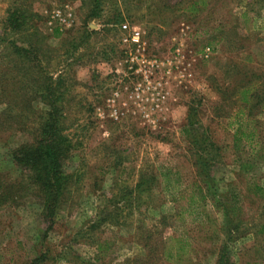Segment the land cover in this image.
Here are the masks:
<instances>
[{
	"label": "rangeland",
	"instance_id": "rangeland-1",
	"mask_svg": "<svg viewBox=\"0 0 264 264\" xmlns=\"http://www.w3.org/2000/svg\"><path fill=\"white\" fill-rule=\"evenodd\" d=\"M204 2L188 12L186 0H107L98 20L86 18L87 0H0V172L9 182L20 177L9 151L28 141L32 129L16 126L19 112L28 107L23 113L32 117L46 110L34 94L37 75L62 81L63 126L76 145L63 165L72 177L49 229L26 196L16 207H0V264H28L38 256L41 264H216L222 243L230 264H264V197L245 189V173L264 187V162L253 158L248 172L238 170L245 153L232 149L231 122L239 112L244 123L248 106L231 105L236 95L230 93L245 82L244 71L246 80L249 71L264 77V0ZM64 5L72 27L52 37L44 11ZM11 6L31 17L22 34L2 26ZM117 12L121 22L139 29L142 55L157 59L150 81L162 82L161 99L147 93L133 98L134 84L143 80L127 72L119 33L102 21ZM219 22L227 35L212 32ZM84 27L89 31L79 43ZM12 43L25 49L23 57H16ZM205 44L212 51L201 60ZM229 60H237L239 75L225 74ZM251 114L263 148L264 110ZM188 123L216 146L210 171L216 195L234 206L227 225L234 227L232 237L224 233L221 208L206 194L200 198ZM149 174L155 188L136 199L128 194L139 176ZM190 196L202 213L199 222L189 213Z\"/></svg>",
	"mask_w": 264,
	"mask_h": 264
},
{
	"label": "trees",
	"instance_id": "trees-1",
	"mask_svg": "<svg viewBox=\"0 0 264 264\" xmlns=\"http://www.w3.org/2000/svg\"><path fill=\"white\" fill-rule=\"evenodd\" d=\"M186 1L187 5L184 7V11L186 10L188 12H194L197 10V7L204 8L206 5L204 0ZM106 3L107 0H87L86 18L102 19L101 11L103 10V5ZM159 11L162 12L161 10ZM30 18L20 6H11V9H8L7 15L2 22V26L5 31L8 30V32L22 34V30L26 31L28 24L31 23ZM102 21L104 22V27L107 28L109 26V28L117 31L115 25L121 23L122 17L117 12V14H114L108 19L104 17ZM72 24L68 28L55 25L46 28L50 32V36L58 37L59 32L71 29ZM225 27V24L219 22L211 30L215 32L214 34L227 35L228 33L224 29ZM88 31L87 27L82 29L78 37L79 43L84 40V36H87L85 32ZM35 32L31 36H35ZM224 38L229 40L228 37ZM29 41L31 40H27V42ZM207 45L209 44H205L203 48L199 49L201 60H204L202 57L205 49L208 52L212 51V48ZM10 47L14 49V54L19 58L23 57L24 55L22 54L26 52L24 48L17 49L14 43L10 44ZM108 50L114 53V48L111 46L108 47ZM27 51L30 53V50ZM102 51L106 52V47H103ZM118 56H120L119 52ZM229 62L230 60L228 61V67L226 66L225 74L239 75L237 72L238 67L235 65L237 64V60L231 61V63ZM245 73V71L244 73L242 72L244 75H242L241 79L245 82L239 81L230 90L231 96L236 95L234 100L231 101V105H235L238 102L244 106H248L247 108L244 107L246 111L244 123L239 112L234 115L233 121L231 122L233 129L231 133V146L235 153H245L244 161H237L239 157H237L236 161L238 162L239 171L248 172L250 167L253 166L251 159H259L261 162H264V147H260L262 136L260 137L259 131L256 130L257 123L252 118L253 114H251V111L255 109L260 110L263 108L264 110V77L261 74L253 76L254 73L249 71L251 78L246 80V77H244L246 76ZM41 78L38 75L35 77L37 82L34 81L36 82V91L34 94H37L39 100L46 106V110L43 113L34 114L35 116L32 115L31 117V115L23 113L28 108L24 107L19 112V118L15 120V124L17 127L19 126V129L25 130L30 127L32 133L28 141L9 151L10 162L20 170V177L16 182H9L3 173L0 172V207L11 209L18 206L20 204L19 201L25 196L32 199L38 205L44 223L48 224L46 229H44L46 231L53 223L57 208L65 199L69 180L72 176L64 172L63 165L70 158L76 145L73 144L72 140L65 133L63 126L64 117L61 108L63 99L62 81L59 82V77L53 80V82L51 79L41 81ZM38 80L45 83H38ZM255 85H258V89H255L257 88ZM215 88L220 97H222L224 95L223 89L217 85ZM7 120L4 119L2 124ZM10 121L14 124L11 119ZM185 133L189 139L188 144L190 146L189 152L192 156V166L196 170L195 173L200 184V198L202 200L205 199L204 196L206 194V197L209 196L210 199H208L212 206L215 204L217 208H221L223 217L225 218L224 233L228 238L232 237L234 227L229 228L227 225L230 224L228 216L230 213L232 214L234 206L222 203L219 196L216 195L210 171L212 158L209 154L211 151L216 150V146L206 133L202 132L199 135L192 123H188L187 127H185ZM245 175L247 177L245 185L246 193L259 198L264 197V187L256 183L253 177H248V173H245ZM141 179V176H139L133 190L128 191V194H131V192L134 194L135 199L143 192L146 191L147 193L157 186V180L151 174L146 175V179ZM160 190L163 193V190ZM188 198V207L192 209L189 211L192 216V221L199 222L202 219V213L198 209H194L198 205H196L197 199L193 196ZM171 200L175 201V199ZM162 254L166 257L168 256L164 249L162 250ZM216 257V264H230L227 259L225 243H222L218 248ZM42 262V258L38 256L28 264H41Z\"/></svg>",
	"mask_w": 264,
	"mask_h": 264
},
{
	"label": "built area",
	"instance_id": "built-area-1",
	"mask_svg": "<svg viewBox=\"0 0 264 264\" xmlns=\"http://www.w3.org/2000/svg\"><path fill=\"white\" fill-rule=\"evenodd\" d=\"M46 17V25L51 27L53 25L68 28L72 24L71 12L67 5H64L62 9H51L50 11H44ZM117 32L119 33V42L125 47V64L128 73L136 74L141 77L144 85L141 82L134 84L132 96L133 98H139L140 94L147 93L151 96V99L162 98V82H151L150 78L159 70V64L154 57H144L142 55V47L140 44V31L136 27H131L125 22H121L115 25ZM177 52V50H175ZM207 49L204 50V56H207ZM168 73V71H167ZM184 75H178L179 78H183ZM186 76V75H185ZM140 99V98H139Z\"/></svg>",
	"mask_w": 264,
	"mask_h": 264
}]
</instances>
